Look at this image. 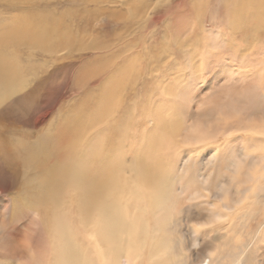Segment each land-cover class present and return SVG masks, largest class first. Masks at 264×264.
I'll use <instances>...</instances> for the list:
<instances>
[{
	"label": "rangeland",
	"instance_id": "obj_1",
	"mask_svg": "<svg viewBox=\"0 0 264 264\" xmlns=\"http://www.w3.org/2000/svg\"><path fill=\"white\" fill-rule=\"evenodd\" d=\"M153 1L157 8L153 7L149 10L145 25L151 23L149 20L156 24H153L152 29L141 34L146 39L143 38L142 42V37L138 39L139 35L136 33L127 37L114 35L125 34L131 28L137 31L136 24L132 25L133 27L129 26L124 18L116 24L100 27L102 22L104 24L108 19L111 20L110 17L106 13L96 15L91 11L94 5L83 0H0V72L3 75V80H0L2 85H0V189H2V195L12 204L11 210L16 208L26 210L28 207L36 209L33 214L36 220L34 226L39 231L32 239H45L46 244H49L54 235L53 221L45 215L42 207L47 195V180L38 173L42 167L36 163L38 162L36 159L38 160L39 156L41 160L45 156L44 167L51 168L57 153L61 150L54 136V129L57 126V129H70L72 132L69 136L71 142L68 162L69 178H67L66 187L71 188L72 219L67 231H70V245H72L70 250L77 251L78 256L84 249L85 255L94 258L97 263L99 262L98 264H105L98 237L89 225L94 222L96 229L99 225L101 205L99 203V207L97 201L100 191H104L103 199H108L107 201L120 197L121 214L131 219L135 217V211L140 208L141 201L144 203L145 199L142 193H135L130 184L156 182L158 177L167 176L179 178L180 182H169L165 192L166 198L161 201L162 211L159 216L161 218L163 215V219L161 218L163 222L162 226L159 220L156 224L160 231L159 238L166 245L167 252L161 258L158 255L159 264H196L198 254L202 259L214 258V262L218 264H231L230 261L233 259L235 261L238 255L245 257V260L238 264H264V220L261 217L264 209L259 204L262 199L264 201L262 186L264 182L258 179L245 181L246 175L243 176L234 171V166L237 165L234 155L243 146L248 149L242 151L244 154L252 153L254 156H257L255 153L264 154V138L260 137L261 142L258 141L256 144L245 140L241 145H238L240 141L235 137L238 135L230 139L228 137L227 140L218 139L209 149L213 150L216 156L215 165L205 168L203 173H200L203 169L200 164L201 157L209 151L205 152L203 145L192 147L185 145L182 141L177 145L178 148L176 145L168 146L171 144L162 141L159 137L161 133L157 134L156 130L154 135L151 136L150 133L144 136L147 130L151 131L149 124L151 117L141 116V104L150 103L152 108L158 109L159 113L162 111L169 113L168 121L176 122L173 128L187 127L191 112L198 106L197 103L191 106L193 99L198 97L199 91L206 96L213 92V84L205 83L207 75L200 68L201 62L197 63L198 68L190 67L191 63L186 59L193 56L194 61L207 58L204 51L206 48L197 51L191 48V44L206 46L207 39L199 37L195 41L200 34L198 25H194L192 37L185 38L180 37L179 34L172 37L166 36L164 34L166 30L161 25L166 16L173 12L174 6L184 5L186 0H168V5H161L158 0ZM101 3L103 6L106 3V7L110 5L105 1ZM121 11L125 14L124 9L117 12ZM85 12L88 15V21H86L87 17L84 18ZM99 16L102 19L98 18ZM212 17L214 15L204 21L206 27L210 25ZM168 24L174 27L179 25L175 21ZM125 27L128 29L125 30ZM204 36L207 38V34ZM187 39L189 42L186 43ZM138 40L140 43L137 42ZM162 45L163 52L172 51L173 54L171 58L161 55L162 61L158 65V59L151 56L154 53L153 50L156 51V47L160 48ZM140 47L145 50L143 58L137 57L138 52H142L138 50ZM152 61L156 63L151 66ZM249 70H238V72L246 71L256 75L260 71L259 66ZM132 71H141V74L135 75ZM176 72L182 73L177 76L178 81L173 77ZM189 72L193 78L182 83L181 76L184 74L185 77H189ZM5 73L8 75L6 76ZM166 96L172 100L168 106L164 104ZM61 120L64 122L59 123ZM242 134V137H247L246 133ZM137 135H141V140L135 137ZM151 143L160 144L154 148ZM247 146L256 147L252 149ZM41 152L45 154H40ZM185 158L190 161L182 169L180 164ZM137 160H140L141 164H138ZM49 168V172L54 173L55 168L52 167V170ZM138 170L148 177V180L137 178ZM240 170L244 169L240 168ZM200 174H207L209 180L200 182L197 180L201 177ZM230 174L234 177L233 180ZM77 182H88L86 209L90 216H95L88 223L90 227L82 223L84 219L80 220L78 208L82 203L74 192ZM229 185L235 186L233 190L237 189V195L232 188L226 190L230 187ZM105 186H107L106 190L103 189ZM218 186L223 187L219 190ZM241 187L243 191H240ZM216 190L218 194L221 192L219 196H223V200L220 198L222 202L216 199L218 197L215 194ZM169 191L171 194L174 193L172 194L175 197L174 201L168 197ZM260 193H263L262 197ZM257 197L260 199H256ZM208 212L210 215L206 214ZM215 213L219 214L217 215L218 219L220 217L219 220L211 218ZM14 216L17 215L11 213V218ZM146 217L148 218L143 215V218L146 219ZM11 218L6 222L4 220V232L23 231L26 225L24 221L27 218L17 216L16 219L10 220ZM133 220V226L129 228L131 231L139 232V222L136 218ZM57 229L64 230L61 221ZM193 236L195 237L192 240ZM169 242L170 245H168ZM202 244L205 245L206 251L199 249L202 248ZM209 245H213L212 248L210 247L212 250L207 251ZM1 252L0 240V264H14V261L18 263L10 254L4 251L3 255ZM205 252H207L206 256L203 254ZM36 261H41V254H38Z\"/></svg>",
	"mask_w": 264,
	"mask_h": 264
},
{
	"label": "bare ground",
	"instance_id": "obj_2",
	"mask_svg": "<svg viewBox=\"0 0 264 264\" xmlns=\"http://www.w3.org/2000/svg\"><path fill=\"white\" fill-rule=\"evenodd\" d=\"M104 1L110 4V5H107L108 8L105 6L106 3L104 4V6H103V3H101ZM83 2L92 3L94 5V8L91 11L95 13L96 15H99L102 13L108 14L111 20L107 18L108 21L105 22L104 24L102 22L103 25L99 22V24H101L100 27L102 28L106 24H116L117 21H120V19H123V18L127 21L125 23L129 26L136 24L138 28L137 31H134L131 28L130 31L129 32L126 31L125 34H122V33L114 34L119 37H127L128 35L133 36V33H136L139 35L138 39L142 37V42H143L144 37L141 34H144L147 30L152 29L153 24H156L154 21L149 20L151 23H147V26L145 25L147 21V16H148L147 13L149 12V10H151L153 7L157 8V5L154 4L153 0H83ZM158 2L161 5H168V0H158ZM100 3H101V7L99 6ZM86 7H89V6H86ZM213 7H215L216 9L213 10L212 9ZM122 9L125 10V14H123V11H121L120 13L117 12ZM175 11L177 12L174 13ZM211 15H214V17H212L210 21V25L209 26L207 25L208 27H206L204 21L206 19L208 20V18H210ZM87 16L88 15L85 12L84 18H86ZM98 18H100V16ZM86 21H88V17L86 18ZM173 21L178 22L179 25L177 27H174L173 25L168 24V22H173ZM195 24H197L200 29V34L195 38V41H197L199 37H201L202 39H207V40H206V46H200L199 44H191V48L194 51H197L198 49L206 48L204 49V51L207 54V58L205 60L194 61L195 57L193 56L189 59L188 58L186 59L187 61L191 63L190 67L192 66L197 67L198 66L197 63L201 62L200 68L201 70H204L205 74L207 75V80H205V83L213 84V92L210 95L206 96V95H202V93L199 91L198 97H195L193 99L194 102L192 101L191 106L194 103H197L198 106L193 112H191V118L189 119V124L187 127L181 126V127L173 128V125L176 122L173 121L172 123L168 121L167 116L169 115V113L163 112V111L159 113L158 109L152 108V105L150 103L141 104V116L143 117V115L145 116L149 115L151 117L150 121L148 120L149 124L151 125V128H150L151 131L149 132L147 130L144 136L150 133L152 136L155 134V130H156L157 134L161 133L159 137L162 141H165L171 144L168 146H174V145L177 146L180 142L183 141L184 144L187 146L193 147L196 145H203V147L205 148V152L208 151L213 146V144L216 143L218 139L224 138L227 140L228 137L230 139V137L235 136V135H238L235 137L238 139V141H240L238 145H241V143L244 142L245 140L253 141L252 142L253 144L258 143V141L261 142L260 140L262 139L260 137L264 138V0H186V3L184 5L181 4V5L174 6L173 12L171 11V13L166 16L165 20L162 21L161 25L166 30L164 33L166 36L172 37L176 34L177 35L179 34L180 37L185 38L189 36L192 37L191 34L193 33ZM126 29L128 28L125 27V30ZM204 34H207V38L204 36ZM137 42L140 43L139 40ZM185 42L186 43L189 42V39L185 40ZM163 49H164L163 45L160 48L156 47V51L153 50L154 53L151 56V58L155 56L158 59V65L161 64V61H162L161 55H167L168 58H171L173 54L172 51L163 52ZM138 50L139 51L142 50V52H138L137 57L143 58V52L145 50L142 47H140ZM104 57L105 56H103V58ZM154 63H156V61H152L151 66ZM163 64H165V62ZM254 66L255 68L256 66H259V70H260L259 72L257 71L258 73L256 75H253L254 73L250 74L246 71L245 72L243 71L242 73L238 72V70H244V69L249 70L253 68ZM1 73L2 72H0V80L3 77ZM6 74L7 73H5V75ZM132 74L140 75L141 71L139 72L132 71ZM181 74H182L181 72L175 73L173 77L176 78L175 79L176 81H178L177 76ZM192 78L193 77H191L190 72H189V77H185L184 74L181 76L182 83ZM164 81H166V79ZM12 86H14V84ZM0 97H1V92H0ZM171 102L172 100L169 99L168 96H166L164 104L168 106ZM30 106L32 105L30 104ZM170 109L171 108L169 107V110ZM146 118H148V116ZM63 122L61 120L59 123H63ZM57 127L54 129V136L61 150L57 153L55 160L53 159L54 162H53L52 167L55 168L54 173L49 172L50 170H48V168L50 166L48 168L44 167V164H45L44 155H43L44 158L41 160H39V156L38 157L36 156L38 158V160L36 159V161H38L36 163H38L42 167V169L40 168L41 170L39 172L37 171L38 169H36V171L38 173H41L42 176H44L45 179L47 180L46 182L47 195L43 201L42 207L44 209L45 215L53 221L54 235L51 237L49 244H46L45 239H32L33 237L37 235L39 231L34 226V223H36V220H34L33 214L35 213L36 209H34V207H28L26 210H22L20 208L11 210L12 204L10 203V201L5 199L4 195H2V189H0V240H1V249H2L1 253L4 255V251H5V253L10 254L12 258L16 259L18 263L14 261V264H48L49 262L51 264H98L99 263V262L97 263L94 258H91L88 255H85L84 249L81 251L79 256H78L77 251L70 250V246L72 245H70V231H67V228L70 225L71 219H72L71 210H70L71 209V203H70L71 188L69 189L68 187H66L68 184V182L66 181H67V178H69L68 162H69V147L71 144L69 136H71L72 131L66 128L57 129ZM242 133H246L247 137H242L243 135ZM256 135H259L258 136L259 138L256 137ZM135 137L141 140V135H137ZM162 141H160V143ZM160 143L156 145L151 143V146L155 148V146L159 145ZM178 147L179 146H177L176 148ZM254 147L247 146V148H252V149H254ZM204 148H201V149L204 150ZM243 150H248V149H246L243 146V148H241L239 152H237V154L234 155L237 160V165L234 166V169H235L234 171L242 174L243 176L246 175L244 178L245 181L258 179L259 181L264 182V154L255 153L257 154V156H254L252 153L250 154H244V152L242 153ZM40 154H45V153L41 152ZM50 160L52 161V159ZM187 160L188 159L185 158L183 162L180 164L182 169L185 168L186 165H188V162L190 160L189 161ZM215 160H216V156L214 155L213 150H209L206 154H204V156L201 157V161H200L201 168H203L200 171V173H203V170H205V168H210L211 165H215ZM137 163L141 164L140 160H137ZM219 167H220V164L218 168ZM240 168L244 170H240ZM136 175H137V178L140 177L142 179L145 178L146 180H148V177H146L139 170L136 172ZM207 176H208L207 174L201 175V177L197 180H199L200 182L202 181L206 182L207 180H209ZM230 177H232V180H233L234 177L232 175ZM235 179H238V178H235ZM241 179H238V180H241ZM71 182L72 181L70 179V185H71ZM169 182H180V179L179 178L174 179V178L167 177V176H161L160 178L159 177L157 178L156 182H136L135 184H130L131 186H133L134 192L142 193L144 195L143 198L145 199V202L143 201L144 203H142L141 201L140 208L135 211L136 215L135 217H132L131 219L122 216L121 209L119 206V202L121 200L120 197H114L110 201H107L108 199H103L104 191H100L99 199L97 201V205L99 207L101 205L100 215L98 214V211L96 212L97 215H99V225L97 229H96L94 222H92L89 225L92 226L93 232H95L96 236L98 237V241L101 245L100 247L102 248L101 252L105 259V264H159L157 260L158 255L161 258L162 255L166 254L167 247L159 238L161 236H160L159 227L156 224V222L157 220H159L160 225L162 226L163 221L161 220V218L163 219V215L160 218L159 215L162 211V207L160 205H161V201L163 200V198H166L165 192L167 190V187H169ZM87 184L88 182H77V186L74 192L76 193L78 200L82 203V205H80L81 207L78 208L80 220L84 219V222L82 223H84L85 226L90 227L88 226V223H90V220H93L95 216H90L87 213L88 211V209H86L88 205ZM221 184H224V183H221ZM247 184H250V183H247ZM251 184L254 185L253 183ZM238 185L240 186V184ZM258 185L261 186V184H258ZM243 186L244 185H242V187ZM262 186L264 187V185ZM106 187L107 186L103 187V189L106 190ZM220 187H219V190H221L223 186L221 188ZM234 187L235 186H232V187L230 186L226 188V190H229V188H232V191L236 192L235 194L237 195L238 193L236 191L237 189L233 190ZM224 188L223 190H225ZM243 190L244 189L242 188V190L240 191H243ZM225 192L227 193V191ZM247 192H249V190H247ZM168 194H169L168 197L174 201L175 197L172 196V194L174 193L171 194L169 191ZM215 194L216 196L219 197V198L216 197L217 200L220 198L223 200V196H219L217 190ZM235 194L233 196H235ZM256 194L258 195V193H255V195ZM262 194L260 193V197H262L261 196ZM260 197L259 198L257 197L256 199H260ZM169 198L168 200L170 202ZM260 202H259L260 206L264 209L263 199ZM228 204L230 203H227L226 205ZM166 205L168 206V204ZM174 207L175 206H173V208ZM166 208H169V207H166ZM209 210H211V208ZM249 211L251 210L249 209ZM209 212L211 214V211ZM209 212L206 214L210 215ZM11 213H14L15 215L19 217L24 216L25 218H27L26 221H24V223H26V225L24 226V230L21 231L20 233L15 232L14 230L4 232V220L6 222V220L11 218ZM167 214L171 216V214L169 213ZM143 215L148 216L149 219L147 217L146 219L143 218ZM217 215L219 216V214ZM217 215L216 213L212 214L211 218L213 220L214 219L216 220L218 219ZM17 216L12 217L10 220L16 219ZM261 217H263L262 220H264V214H262ZM133 218H136V220H138L139 222L138 224L139 232L131 231L129 228V226H133V223H132L134 221ZM204 219L206 220L205 217ZM60 221H61V225L64 228L63 231H59L57 229L58 226L60 225ZM260 223L262 224V222ZM194 237L195 236H193V238L191 239L193 240ZM195 240L197 241V239ZM212 240L215 241V239H212ZM168 241H169V238H168ZM217 243H220V242H217ZM246 244L244 245L246 246ZM168 245H170V242ZM203 245L204 244L201 245L202 248H199V247L198 248L204 249V251H206V247L204 245V248H203ZM213 245L207 246L208 247L207 251L208 249H210V247L212 248ZM171 252L173 253L172 248H171ZM85 253H87V251ZM89 253H92V252H89ZM38 254H41V261L39 262L36 261ZM203 254H205L206 256L207 252ZM233 254L235 253L233 252ZM95 255L94 257H96ZM198 255H196V259L198 260L196 264H211L212 262L213 264H218L216 263V261L214 262V258L211 259L210 257H205L204 259H202L199 257L200 255L199 256ZM236 257L237 259L235 261L234 259L230 261L231 264H238L245 260V257H243V255H240V256L238 255Z\"/></svg>",
	"mask_w": 264,
	"mask_h": 264
}]
</instances>
